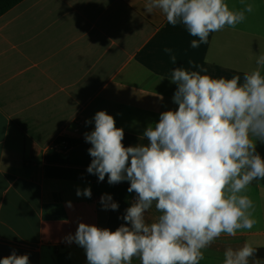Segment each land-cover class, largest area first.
I'll return each mask as SVG.
<instances>
[{
    "label": "crops",
    "instance_id": "obj_1",
    "mask_svg": "<svg viewBox=\"0 0 264 264\" xmlns=\"http://www.w3.org/2000/svg\"><path fill=\"white\" fill-rule=\"evenodd\" d=\"M146 2L24 0L0 17V259L15 250L30 264H87L84 248L66 238L81 222L111 231L130 226L122 217L136 199L129 181L110 185L107 176L99 181L87 172L92 145L84 134L94 130L95 114L113 116L125 147L147 145L144 131L162 112L178 109L175 68L202 67L207 73L201 74L238 75L243 83L264 54V0H226L233 11L247 4L254 10L235 28L210 33L198 48L191 47L198 37L181 23L169 24L159 10L147 13ZM77 119L84 122L79 133ZM61 139L74 145L56 147ZM256 144L264 159V143ZM89 187L90 198L76 195ZM104 194L117 210L102 206ZM244 194L254 202L257 224L235 237L222 234L203 250L200 264H222L226 248L245 242L264 252V180ZM159 214L153 205L146 222ZM251 259L264 264V255ZM132 264L141 262L134 257Z\"/></svg>",
    "mask_w": 264,
    "mask_h": 264
},
{
    "label": "clouds",
    "instance_id": "obj_2",
    "mask_svg": "<svg viewBox=\"0 0 264 264\" xmlns=\"http://www.w3.org/2000/svg\"><path fill=\"white\" fill-rule=\"evenodd\" d=\"M154 10L173 26L183 24L199 38L191 41L198 48L210 33L235 28L254 6L233 11L226 0H147L145 11ZM171 60L176 63L174 55ZM256 64L243 83L238 75L201 74L207 73L202 67L175 68L171 81L177 85L173 101L178 109L162 112L155 127L144 131L147 145L125 147L124 130L113 116L95 114L94 130L84 134L92 145L87 172L99 181L107 176L110 185L129 181L128 192H135L136 199L122 217L130 226L111 231L81 222L75 235L66 238L84 248L87 264H132L134 257L141 264H200L203 250L222 234L235 237L257 224L254 202L244 194L254 181L264 180V159L256 150L257 141L264 143V54ZM91 194L90 187L76 192L78 197ZM101 204L119 207L109 194L101 196ZM153 205L160 214L147 223L145 214ZM256 254L252 242H245L235 250L226 248L222 264H259L251 259ZM0 264L30 261L13 250Z\"/></svg>",
    "mask_w": 264,
    "mask_h": 264
},
{
    "label": "trees",
    "instance_id": "obj_3",
    "mask_svg": "<svg viewBox=\"0 0 264 264\" xmlns=\"http://www.w3.org/2000/svg\"><path fill=\"white\" fill-rule=\"evenodd\" d=\"M24 0H0V17L3 16L6 12H8L10 9L18 5ZM70 145L73 146L74 143L70 142ZM258 255H264V252L261 250L257 251Z\"/></svg>",
    "mask_w": 264,
    "mask_h": 264
},
{
    "label": "built area",
    "instance_id": "obj_4",
    "mask_svg": "<svg viewBox=\"0 0 264 264\" xmlns=\"http://www.w3.org/2000/svg\"><path fill=\"white\" fill-rule=\"evenodd\" d=\"M84 122L81 119H77L74 121V131L76 133H79V131L83 128ZM56 147L62 148V149H68L71 147L70 143L66 139L59 140L56 144Z\"/></svg>",
    "mask_w": 264,
    "mask_h": 264
}]
</instances>
